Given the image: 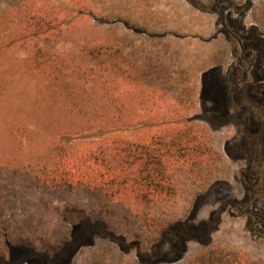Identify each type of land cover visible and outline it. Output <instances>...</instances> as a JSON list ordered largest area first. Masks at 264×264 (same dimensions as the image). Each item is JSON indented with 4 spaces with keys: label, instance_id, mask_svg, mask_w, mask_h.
Masks as SVG:
<instances>
[{
    "label": "rangeland",
    "instance_id": "obj_1",
    "mask_svg": "<svg viewBox=\"0 0 264 264\" xmlns=\"http://www.w3.org/2000/svg\"><path fill=\"white\" fill-rule=\"evenodd\" d=\"M244 1L239 0V3ZM254 1L259 0H251ZM158 3L159 9H155L153 6ZM213 3L214 0L202 2L204 8ZM171 6L178 16L175 20H172ZM221 7L226 10L227 25L233 32L240 33L239 21L246 10L237 12L227 3ZM190 10L174 0H0V256L9 259L7 245L16 248L32 244L40 250L47 243L52 245L66 238L65 232L70 230L63 226L64 221L71 224L87 218L96 221L100 217L118 233L127 235L139 228L143 230L141 208L132 196L110 199L82 187L74 188L68 194L49 189L43 196H38L42 198L38 199L40 205H46L44 211L39 210L38 206L31 205L28 166L33 156L50 148L57 137L64 134L83 137L91 133L85 130L105 128L110 125L111 117H120L124 113L138 115L142 123L151 121L150 118L152 123L172 121L168 126L199 133L201 122L188 126L185 121L201 118L198 96L202 72L181 71L176 62L182 57L169 55L164 46L147 36L173 28L188 35L189 42L195 46L203 42L204 48L205 41L208 48H218L215 41L222 38L217 33L221 25L217 23L215 39H211L210 18L192 16ZM168 15H171L170 19ZM69 18L73 24L64 27L59 35L61 39L33 42L27 38L25 41L34 30ZM230 21L234 25H230ZM243 41L246 44V40ZM175 51L179 53V50ZM37 54L44 59L37 58ZM210 57L219 62L224 59L221 54ZM245 57L247 62L258 67V56L252 53ZM48 58L53 64L65 61L71 72L65 77L58 73L57 81L45 79L37 66ZM237 59L234 56L236 67ZM196 62L200 63L199 59ZM204 65L203 61L196 64L198 68ZM232 73L228 80L232 79ZM260 73L264 74V70ZM129 74L131 78L127 77ZM134 97L139 100L138 110L132 106L128 107L130 113L123 112L126 104L123 102L133 101ZM115 120L111 119V123ZM226 129V143H230L228 149L231 147L229 151L236 160L234 178L204 194L203 207L211 209L230 203L226 208L232 227H227L223 234L235 241H242L243 235L257 240L259 235L247 227L248 217L239 213L242 205L233 206L232 203L244 204L250 199L251 191L238 192L242 189L239 171L246 165L255 169L258 157L238 142L242 136L232 142L236 127ZM90 141L79 140L76 144ZM242 156H246L249 163H244L246 158ZM255 202L250 207L262 218L264 202ZM57 207H61L58 217ZM67 207L69 211H65ZM262 222L260 227L264 228ZM165 241L148 256L149 263L171 262L184 257L181 256L184 244L180 240L168 236ZM89 253L88 249L82 250L71 264H83ZM112 254L115 258H110V264H135L132 257L119 256L114 250ZM33 261L24 264H47L36 258Z\"/></svg>",
    "mask_w": 264,
    "mask_h": 264
},
{
    "label": "trees",
    "instance_id": "obj_2",
    "mask_svg": "<svg viewBox=\"0 0 264 264\" xmlns=\"http://www.w3.org/2000/svg\"><path fill=\"white\" fill-rule=\"evenodd\" d=\"M252 17L259 30L250 28L243 34L247 35L244 38L248 55L254 53L260 61L261 67L258 65L255 72V89L262 88L253 93L259 96L261 91L264 92V74L260 73L261 69L264 70V3L254 8ZM72 24L70 18L56 20V23L48 24L45 29L34 30L25 41L27 38L33 42L46 38L61 39L59 35L64 27L69 28ZM41 56L37 54V58L44 59ZM38 65L37 70L43 73L45 79L52 81L59 80L58 73L65 77L71 72L65 61L53 64L48 58ZM220 71L218 69L215 76L219 79L218 85L212 82L201 86L198 96L201 118L193 117L185 121L188 126L196 121L201 122L199 133L168 126L172 121L152 123L150 118L148 120L151 121L142 123L138 115L124 113L120 117H111L110 125L105 128L85 130L91 133L83 137L67 134L57 137L50 148L33 156L29 163V196L31 205L38 206L39 210L44 211L46 205H40L38 199L42 198L38 196H43L49 189L68 194L74 188L82 187L110 199L132 196L141 208L143 230L139 228L127 235L118 233L100 217L96 221L87 218L80 223L72 221L67 224L64 221L63 226L70 230L65 232L66 238L52 245L47 243L40 250L32 244L16 248L7 245L10 257L0 256V264L32 263L33 258L47 264H71L84 249L90 253L83 264H110V258H115L113 250L119 256L132 257L135 264H139V261L141 264H260L252 260L244 247L214 239V232L210 231L211 223L217 225L216 220L220 219L222 225L226 221L227 215L221 214L225 204L209 209L210 215L205 222L209 224V231L207 234L201 231L198 237L186 239L188 245L183 251L185 254H181L184 256L182 259L163 263H149L148 260L159 243L167 242L168 236L182 241L186 233L190 232V226L203 222H189L197 203L216 183L232 180L234 166L224 145L226 128L229 127L219 125L215 112L219 110L218 114L228 117L231 122L237 120L238 116L230 104V73L222 76ZM127 77L131 78L132 75ZM134 77L137 78L138 74L135 73ZM132 100L123 102L126 103L123 112L130 113L128 107L132 106L138 110V98ZM111 119L116 120L111 123ZM114 134L121 135L114 137ZM85 139H91V143L76 144ZM69 210L68 207L65 209ZM56 212L58 217L61 207H57ZM40 243L43 244L42 241Z\"/></svg>",
    "mask_w": 264,
    "mask_h": 264
},
{
    "label": "flooded vegetation",
    "instance_id": "obj_3",
    "mask_svg": "<svg viewBox=\"0 0 264 264\" xmlns=\"http://www.w3.org/2000/svg\"><path fill=\"white\" fill-rule=\"evenodd\" d=\"M224 3H227L230 7H233L235 11L241 12L245 9H249L251 7V0H245L244 3H239V0H219L216 4V11L218 13V25H221V30L219 33L226 34L227 39L230 41L232 48H233V54L237 56V67L232 68V84L231 87H229V94H230V104L232 107V111L235 109V112L237 113L238 119L235 121H230L228 117H223L218 114L220 112L216 113V118L219 119V125L221 127L223 126H233L236 127L235 133H234V139L232 140L233 143L236 142L237 137L242 136L240 140L238 141L243 145L244 148L248 150H253L256 153V157H258V163L255 169H252L250 165H246V167L242 168L240 167V175H241V181L240 186L242 189H238V191H242L246 193L247 191H251L252 195L250 199L245 202L244 204H237L232 203L233 206L236 205H242L239 209V213L241 216H247L248 217V228L255 233L256 235H259V238L256 240L257 243L264 244V228L260 227V222L264 220V213L262 214V218H260L257 211L252 209L250 205H252V202L254 201H262L264 202V92L261 91L259 96H255L253 93L256 90H260L262 87H257L255 89V72L257 65L252 62H247L246 55H248V50L246 48V45L243 41L245 39L244 37L247 36L246 34H243L244 32L250 31V29H245L240 27L241 32L235 33L232 31L231 26L227 25V15L226 10L221 7ZM232 22V21H230ZM230 25H234L233 22L230 23ZM251 56V54L249 55ZM207 76L202 81V87L206 84H210L211 81L215 78L214 76ZM227 91V88L224 89ZM241 94V95H240ZM207 101V99H206ZM205 101V102H206ZM202 104V103H201ZM218 106L220 107L221 104L219 103ZM234 112V111H233ZM220 115V116H219ZM245 117V118H244ZM238 127H240L238 129ZM230 143H225V149L228 152V155L232 159L233 162V176L232 180L234 178V172H235V165L234 161L235 158L229 151L231 150V147L228 149V145ZM243 159L246 158V156H242ZM248 158L244 159V163H249L247 161ZM243 166V165H242ZM231 180V181H232ZM230 181V182H231ZM222 183L218 182L213 187H216V185ZM212 187V188H213ZM210 188L208 192L212 189ZM242 192V193H243ZM242 194L241 192H239ZM204 199L197 203V206L192 211V215L189 219V222H197L198 212L200 209L203 208ZM256 203V202H255ZM230 204V203H229ZM228 204V205H229ZM227 204L222 208V213H228V209L226 208L228 206ZM264 212V208L262 210ZM214 218V217H213ZM218 219V218H217ZM218 223L217 225L213 223L212 227L210 229L211 233L218 232L217 229L220 226V219L216 220ZM263 223V222H262ZM198 224V225H197ZM196 226H190V232L186 233V237H184V240L181 242L184 244L183 251L186 250L187 241L186 239H189L190 237H198V234L202 231L207 234L209 231L208 227L209 224L205 222L197 223ZM199 226V227H197ZM264 226V223H263ZM188 237V238H187ZM181 253V254H182ZM185 254V253H184ZM158 263H162V260L157 261Z\"/></svg>",
    "mask_w": 264,
    "mask_h": 264
},
{
    "label": "crops",
    "instance_id": "obj_4",
    "mask_svg": "<svg viewBox=\"0 0 264 264\" xmlns=\"http://www.w3.org/2000/svg\"><path fill=\"white\" fill-rule=\"evenodd\" d=\"M204 0H174L176 4H181L183 7H189L191 10L190 13L191 15H200L203 16L204 19L210 18V23H211V39H215L214 34L218 30L217 23H218V13L216 11V4L219 0H214L213 5H210L209 8H204L202 2ZM262 3H264V0H259L257 3L251 2V7L249 9H245L246 12H244L241 15V19L239 21V24H241V27L244 28L246 25L243 24H248L245 29H250V28H255L258 29L256 22L253 20L252 13L255 7L258 5L260 6ZM155 9H159V3L157 5L154 4L153 6ZM162 9L164 7L160 5ZM175 8L171 6L170 13H172L174 16H172V20H175L178 16H176L173 11ZM166 14V12H164ZM171 15H168L170 19ZM248 22V23H247ZM257 27V28H256ZM219 33V32H217ZM144 34V33H142ZM182 34V35H179ZM145 35V34H144ZM221 39H217L215 41L217 43L216 49H213V47H209L207 43L204 41V44L206 47L203 48V46L197 45L195 46L194 44L190 43L188 40V35L181 33L178 29L174 30L173 28H168V29H162L161 32H158V34H153V35H147L151 40L157 41L159 45L164 46V49H166L169 52V55H172L173 57H182L181 59L177 60V66L179 67L181 71H201V81L204 80V77L206 76H211L215 77L217 75V70L221 69L222 76L224 74H229L232 68H235L236 65L233 63L234 59V54H233V48L230 43V41L227 39L226 34H222ZM176 36V37H175ZM216 36V35H215ZM180 37L177 41L176 38ZM190 37V36H189ZM208 38V36H207ZM206 38V39H207ZM195 47V48H194ZM175 50H179V53H176ZM204 50H206L204 52ZM216 54H221V56H224V59L221 60L220 62L218 60H212L209 59L211 58L210 56H214ZM196 59H199V62H196ZM201 61L205 63L204 66H201L198 68L196 64H201ZM187 65V66H186ZM217 69V70H216ZM205 77V78H206ZM210 77V78H211ZM212 79V78H211ZM217 83L219 82V79L214 78L213 81L210 82ZM203 85V84H202ZM201 85V86H202ZM26 199L27 196L25 195ZM209 209H206L203 207L200 209L198 212V217H197V222L199 220H202L203 222H206L207 217L210 215L209 214ZM223 215L229 216L228 213H224ZM227 227H232V225L229 222V218H226V221L220 225L217 229L218 232H214V239L217 241L220 240H226L228 243L233 244V245H238L241 247H244V249L249 253V256H251L252 260L264 264V244L262 243H257L256 240H252L249 236L243 235V240L242 241H235L232 240V238H229L227 235H224L223 232ZM187 249V246H186Z\"/></svg>",
    "mask_w": 264,
    "mask_h": 264
}]
</instances>
